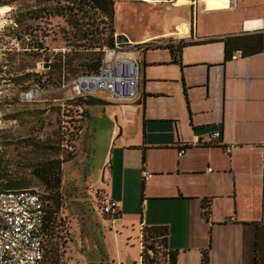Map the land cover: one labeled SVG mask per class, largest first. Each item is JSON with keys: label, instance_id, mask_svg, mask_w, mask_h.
I'll list each match as a JSON object with an SVG mask.
<instances>
[{"label": "crops", "instance_id": "obj_1", "mask_svg": "<svg viewBox=\"0 0 264 264\" xmlns=\"http://www.w3.org/2000/svg\"><path fill=\"white\" fill-rule=\"evenodd\" d=\"M152 4L170 8L175 23H163L157 32L142 27L131 37L116 22L132 4L119 0L115 34L133 45L160 44L167 35L166 44L194 43L184 46L180 56L177 52L179 61L166 47L132 52L141 65V96L109 99L120 106L125 129L119 126L114 136L118 127L112 128L114 141L123 135L101 192L118 202L117 220L130 218L129 239L138 240L136 264L141 229L151 225L167 227V247L177 251L176 264H201L205 249L210 264H254L257 226L264 224V49L231 59L234 50L242 49L236 46L225 56L223 39L249 34L257 40L264 27V0ZM216 130L220 135L213 139ZM177 143L185 147L180 156ZM229 145L231 152H226ZM143 167L152 172L150 178L143 179ZM205 200L208 218L202 216Z\"/></svg>", "mask_w": 264, "mask_h": 264}, {"label": "rangeland", "instance_id": "obj_2", "mask_svg": "<svg viewBox=\"0 0 264 264\" xmlns=\"http://www.w3.org/2000/svg\"><path fill=\"white\" fill-rule=\"evenodd\" d=\"M115 1L119 0H114V4ZM125 1L132 7L119 15L116 26L131 37L140 33L142 27L157 32L163 23H175L170 8L152 3L146 7L140 0ZM137 2L139 4L135 5ZM32 4V0H13L11 6L3 5L7 8L0 12V156L12 177L26 182V188L38 187L44 193L41 182L32 172L34 166L52 158L62 161V200L57 222L58 219L63 222L70 237L62 264H136L138 240L135 236L129 239L130 218L122 222L109 219L108 214L101 213L100 207L103 197L100 187L108 182L106 170L116 150L115 144L123 135L114 141L119 126L123 127L118 116L120 106L84 105L83 100L91 96L111 101L103 92L72 97L69 83L74 77L66 79L64 87L48 82L49 68L43 64L44 56L52 61L57 51L70 47L59 32V27L66 23L56 17L48 22L23 20L21 25H14L16 13L24 12ZM11 25L14 29L9 27ZM26 28L32 36L42 31L49 34L45 41L47 52L35 59L23 52L22 44L16 39ZM167 36L160 44H166ZM120 50L135 52L132 43L123 45ZM31 70L43 74L40 83L24 78L22 74ZM33 86H38L39 92L36 98L28 99L25 92ZM114 126L118 127L117 132L111 137ZM161 252L162 249L158 253L159 260Z\"/></svg>", "mask_w": 264, "mask_h": 264}, {"label": "trees", "instance_id": "obj_3", "mask_svg": "<svg viewBox=\"0 0 264 264\" xmlns=\"http://www.w3.org/2000/svg\"><path fill=\"white\" fill-rule=\"evenodd\" d=\"M13 0H0V6L12 4ZM31 8L24 12L16 13L13 24L21 25L23 20H37L48 22L56 17H61L65 21V26L59 27L62 37L66 41V45L70 46L67 50H59L54 55V60L49 61L48 56H44L43 64L49 68L46 79L48 82L61 85L70 77H75L79 73L97 72L103 59L104 49L114 47V0H32ZM9 8V7H8ZM14 29L11 25L9 26ZM30 27V25H29ZM35 30L38 26H35ZM26 28L22 36H16V39L22 44L25 54L32 59L40 57L42 52H47L48 47L44 43V38L48 37V31H42V34H33ZM256 33V32H255ZM257 40L251 39L247 35L227 36L223 39L225 56L240 46L244 55L252 54L264 49L262 45V34L256 33ZM122 35H116L117 40H122ZM237 42V45L234 44ZM194 43L187 40H179L177 43L157 44L145 43L136 44L134 48L148 47H166L173 54V61H179L177 52L188 45ZM123 44H129L127 39ZM145 45V47H143ZM32 69V68H31ZM66 73L68 77L66 76ZM24 78L34 79L41 82L42 73L28 71L25 72ZM78 96V97H87ZM84 105L92 104H110L101 98L89 97L83 100ZM62 161L59 158H52L34 166L32 172L41 182L45 190L44 197L48 200L44 230L47 233V242L52 245V256L56 259V248L53 245L52 237H54L55 227L57 224V211L61 206V168ZM0 187L2 189H18L26 188L27 183L16 177H12L6 168L3 158L0 156ZM209 201H203L202 216L209 217L210 213ZM102 214H106L101 212ZM109 219H118L120 212L115 215L108 214ZM143 249L140 252L141 264H176L177 251L170 250L167 247L166 226L151 225L143 226L141 229ZM162 259H158V253L161 251ZM162 261V262H161ZM201 264H210L208 249L203 250ZM254 264H264V224L257 226L255 241V260Z\"/></svg>", "mask_w": 264, "mask_h": 264}, {"label": "built area", "instance_id": "obj_4", "mask_svg": "<svg viewBox=\"0 0 264 264\" xmlns=\"http://www.w3.org/2000/svg\"><path fill=\"white\" fill-rule=\"evenodd\" d=\"M264 41V27L260 30ZM47 37L44 38L46 44ZM123 40H117L114 35V47L105 48L102 63L97 72L79 73L70 84L71 96L95 95L103 92L113 102L136 100L141 96L142 74L138 58L132 52L120 50ZM133 54V53H132ZM242 55L241 50H234L231 59ZM62 83L61 86H65ZM39 92L38 86H33L25 92V97L33 99ZM220 135L218 130L211 133V138ZM196 141V140H195ZM178 155L185 153V147L177 143ZM232 145L226 146V152H231ZM210 170V167H207ZM143 179L152 176V172L142 168ZM38 187L2 189L0 188V264H62L66 244L70 242L68 232L63 222L58 219L52 243L56 248V259L52 256V245L47 242L44 230L48 200ZM101 212L115 215L119 212V204L109 196L101 200ZM58 218V216H57ZM143 249L142 238L139 243Z\"/></svg>", "mask_w": 264, "mask_h": 264}, {"label": "bare ground", "instance_id": "obj_5", "mask_svg": "<svg viewBox=\"0 0 264 264\" xmlns=\"http://www.w3.org/2000/svg\"><path fill=\"white\" fill-rule=\"evenodd\" d=\"M144 1H146V2H148V3H153L155 0H144ZM175 4H177V5H180V4H182V3H180V2H176ZM5 9L4 8H0V12H2V11H4ZM176 26V25H175ZM172 27V26H171ZM178 29H179V33H182V27H178Z\"/></svg>", "mask_w": 264, "mask_h": 264}, {"label": "water", "instance_id": "obj_6", "mask_svg": "<svg viewBox=\"0 0 264 264\" xmlns=\"http://www.w3.org/2000/svg\"><path fill=\"white\" fill-rule=\"evenodd\" d=\"M123 41H125V38H122Z\"/></svg>", "mask_w": 264, "mask_h": 264}]
</instances>
